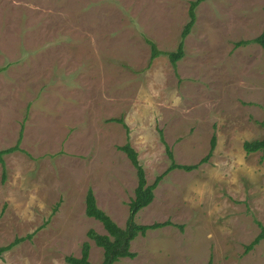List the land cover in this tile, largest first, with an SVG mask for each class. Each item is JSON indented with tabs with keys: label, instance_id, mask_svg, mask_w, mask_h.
Instances as JSON below:
<instances>
[{
	"label": "rangeland",
	"instance_id": "1",
	"mask_svg": "<svg viewBox=\"0 0 264 264\" xmlns=\"http://www.w3.org/2000/svg\"><path fill=\"white\" fill-rule=\"evenodd\" d=\"M191 1L0 0V151L20 149L0 164V245L34 234L0 264H67L86 242L100 264L87 233L107 232L86 194L125 228L138 180L119 147L152 184L170 165L161 134L197 168L164 177L135 220L172 225L115 264H264V242L245 253L264 226V161L243 147L264 137V54L236 47L261 34L264 0L202 2L175 67Z\"/></svg>",
	"mask_w": 264,
	"mask_h": 264
},
{
	"label": "trees",
	"instance_id": "2",
	"mask_svg": "<svg viewBox=\"0 0 264 264\" xmlns=\"http://www.w3.org/2000/svg\"><path fill=\"white\" fill-rule=\"evenodd\" d=\"M204 1L205 0H193L190 2L189 21L184 26V29L181 33V41L179 43V46L175 52L166 53L169 56L171 63L175 67L177 62H179L184 57V40L189 36L196 22L197 7ZM251 43L258 44L262 48L264 54V28L258 37L249 41H240L236 44V47H240L243 45L245 46ZM149 44L151 45L152 48V55H151L152 60H155L161 54H165L164 52L158 50L155 43L149 41ZM114 121L124 124L121 119H117ZM161 140L166 146V153L170 159V165L166 171H164L162 174L156 177L155 181L152 184L147 183L144 168L138 159L137 151L132 147V145L128 142L124 146L119 147V149L126 154L128 159L131 161L132 165L136 169V175L138 180L137 187L135 188L134 191V197L129 202V215L126 221L125 228L119 227L117 223L113 221L109 215H107L102 209L98 207L97 200L92 189H89L86 194V210H85L86 215L90 218H94L95 220L99 221L107 232L106 235H101L97 233L95 230H89V232L87 233L88 237L91 240H93L98 247H101L103 249V260L100 264H115L119 259L122 258H129V259L135 258L136 256L135 253L131 251V244L133 241H135V239L138 236H145L147 232L150 230H155L172 225L171 222L169 221L163 223L141 225L136 223L135 220V217L138 214V212L141 209L149 206L153 202L155 197L154 191L166 175H168L170 172L174 170H184L190 172L197 168L196 165L187 166L176 163L174 159V155L171 149L165 143L162 134H161ZM216 142L217 139L216 136L214 135L211 139L210 151L208 155L201 160L200 163L207 162L211 158L216 148ZM243 147L247 154L258 153V152L261 153L262 155L261 158L264 161V137L261 140L245 142ZM15 151H20L18 145L11 148H7L5 150H1L0 164L4 166V156L13 153ZM3 175L5 176V170ZM257 225L259 226L260 231L257 234V236L254 238V240L245 246V253L251 252L257 245H259L261 242H264V226L259 222H257ZM33 236L34 234H28L25 237L15 238V240L9 245L6 246L0 245V259H2L3 254L11 251L14 247L24 242L25 240H31ZM89 257H90V244L86 242L82 246L81 256L79 258L68 256L66 257L65 260L67 264H93L89 260Z\"/></svg>",
	"mask_w": 264,
	"mask_h": 264
}]
</instances>
